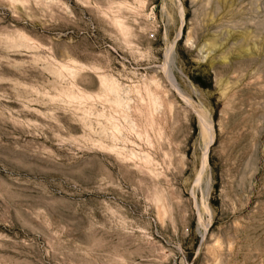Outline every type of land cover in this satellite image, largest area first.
<instances>
[{"label": "rangeland", "instance_id": "1", "mask_svg": "<svg viewBox=\"0 0 264 264\" xmlns=\"http://www.w3.org/2000/svg\"><path fill=\"white\" fill-rule=\"evenodd\" d=\"M0 264H264V0H0Z\"/></svg>", "mask_w": 264, "mask_h": 264}]
</instances>
